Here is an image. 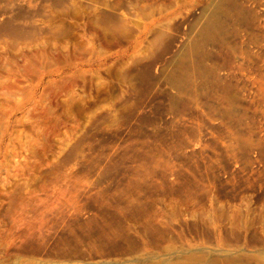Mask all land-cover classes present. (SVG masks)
Returning a JSON list of instances; mask_svg holds the SVG:
<instances>
[{
    "label": "rangeland",
    "instance_id": "rangeland-1",
    "mask_svg": "<svg viewBox=\"0 0 264 264\" xmlns=\"http://www.w3.org/2000/svg\"><path fill=\"white\" fill-rule=\"evenodd\" d=\"M207 1L184 33L194 8L0 0V65L38 49L79 64L51 78L55 105L23 123L34 151L0 179V264H258L264 0Z\"/></svg>",
    "mask_w": 264,
    "mask_h": 264
},
{
    "label": "bare ground",
    "instance_id": "bare-ground-1",
    "mask_svg": "<svg viewBox=\"0 0 264 264\" xmlns=\"http://www.w3.org/2000/svg\"><path fill=\"white\" fill-rule=\"evenodd\" d=\"M217 13L219 14L218 11ZM217 20L218 17L214 15L211 16L210 21L205 28V31L207 33L208 32L210 33L212 30L218 28L220 22L219 20L218 21ZM60 57L56 56L54 53L46 52V50L44 49H38L34 52L29 53V55L26 57L25 55H23L20 58H18L19 60H14L12 63L14 64L17 63L16 65H11V64L6 66L4 64L0 65V179L2 180L5 179L2 176L9 177L19 172L22 164H20L17 158L21 157L22 155L21 152H23L25 155L26 154L28 155V153L34 151V147H35L34 145L36 142L35 138L37 137L34 136L35 135L34 134L33 136L30 135L31 138L28 139V136L26 135L28 132L25 133L26 129L23 131V127H24L23 123L25 122L34 123V124L40 123L42 117H44V115L47 116V114H49V111L47 113V110L45 109L43 104L44 101H47L48 102L47 105L50 106L54 104L53 99H55L54 98L55 93L52 92L53 90L50 89L51 85H49L51 82V78L56 75H62L66 72H71L77 69L79 65L77 63H73L71 61L72 59L68 57L65 58L64 57L60 58ZM46 108L48 109V107ZM36 128H38L37 125ZM43 129L45 128L43 127ZM31 131H35V130L31 129ZM44 139L46 140V138ZM17 222L15 223L17 224ZM23 223H25V229L31 227V224L28 223V221L27 223L26 222ZM22 225L23 224H21L20 226L22 227ZM16 226L19 227V225ZM17 228H15L16 231L18 230ZM14 253L16 252H13V254ZM30 254L31 255L29 254L27 255L28 258L25 260V264H36L35 261L37 259L34 258L35 256L32 255V253ZM254 259L258 262V264H264V255H259ZM16 262L17 261L15 258L14 263ZM226 262L227 264H242V261L238 257L237 258L228 257L226 259ZM203 263L217 264V262L214 263L212 262V260L210 261L208 259H204L203 257L196 255L193 256L184 255L183 257H180L174 261L166 260L164 262V264H203Z\"/></svg>",
    "mask_w": 264,
    "mask_h": 264
},
{
    "label": "built area",
    "instance_id": "built-area-1",
    "mask_svg": "<svg viewBox=\"0 0 264 264\" xmlns=\"http://www.w3.org/2000/svg\"><path fill=\"white\" fill-rule=\"evenodd\" d=\"M163 1L164 0H137L135 5L138 6L152 4L155 8H160L165 12H171L172 10H181L185 8H194V10L191 11V15L186 18L187 22L184 23L182 28L184 33H189L190 30L188 31V28L192 24H200L203 21V15L206 14L209 8L207 0H165L168 1L167 5H165Z\"/></svg>",
    "mask_w": 264,
    "mask_h": 264
}]
</instances>
